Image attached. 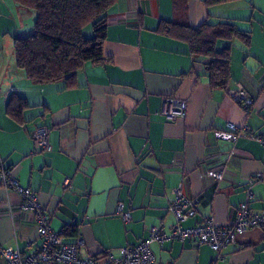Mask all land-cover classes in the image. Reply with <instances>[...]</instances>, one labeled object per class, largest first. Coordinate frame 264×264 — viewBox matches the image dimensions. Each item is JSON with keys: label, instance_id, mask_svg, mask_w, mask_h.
Listing matches in <instances>:
<instances>
[{"label": "crops", "instance_id": "1", "mask_svg": "<svg viewBox=\"0 0 264 264\" xmlns=\"http://www.w3.org/2000/svg\"><path fill=\"white\" fill-rule=\"evenodd\" d=\"M219 19L251 36L248 46L237 39L215 42L218 51L230 47L226 89L210 87L205 58L191 55L185 40L157 30L163 20L196 28ZM33 21L30 9L0 0V168L35 192L63 241L82 238L79 254L107 264L108 251L117 256L153 226L169 229L175 187L199 199L184 226L206 217L230 223L246 200L249 178L264 173V146L255 139L264 135V0L209 7L203 0H116L103 41L109 61L85 64L71 87L62 80L31 82L17 68L13 39L30 33ZM238 87L253 99L248 110L227 95ZM12 93L29 103L20 122L6 113ZM169 96L186 100L175 120L161 114ZM229 122L251 133L228 142L222 134ZM39 127L48 128L49 150H34L32 133ZM218 166L223 178L215 181L207 168ZM250 188L249 208L264 211V180ZM119 202L129 221L117 214ZM20 203L17 192L0 185V243L24 255L41 239ZM150 250L156 264H264V228L238 234L219 256L189 240L152 242ZM0 264H6L1 255Z\"/></svg>", "mask_w": 264, "mask_h": 264}, {"label": "trees", "instance_id": "2", "mask_svg": "<svg viewBox=\"0 0 264 264\" xmlns=\"http://www.w3.org/2000/svg\"><path fill=\"white\" fill-rule=\"evenodd\" d=\"M34 12L30 33L13 39L15 63L31 82L51 83L64 81L67 87L75 85V77L85 64H103L109 59L103 53L109 8L116 0H14ZM236 0H203L205 6ZM181 6L176 3L179 12ZM90 23L92 34L85 36L84 27ZM158 31L180 38L188 43L193 56H203L211 88L226 89L230 79V47L218 51L217 39L241 41L248 46L250 32L239 29L227 19L214 23L203 21L193 28L182 20L161 21ZM29 103L12 93L6 113L21 121ZM1 169V168H0Z\"/></svg>", "mask_w": 264, "mask_h": 264}, {"label": "built area", "instance_id": "3", "mask_svg": "<svg viewBox=\"0 0 264 264\" xmlns=\"http://www.w3.org/2000/svg\"><path fill=\"white\" fill-rule=\"evenodd\" d=\"M227 95L244 109L248 110L253 104V99L241 87L231 88ZM186 100L176 97H165L163 99L161 114L166 120H175L184 115ZM251 133L247 125H236L227 123L222 136L228 142H234L237 137ZM254 135V134H252ZM48 128L39 127L32 133L34 150H49ZM255 139L264 146V135H255ZM215 181L223 178L222 167L207 168ZM264 180V173H257L249 178V187L246 191V200L241 202L230 223L219 225L213 218L206 217L202 222L193 226H184L183 222L195 214V206L198 198H188L183 195L180 187L173 189L174 199L170 202L168 209L172 212L175 221L165 230L162 225L149 228L148 235L134 245H126L118 248V255L114 256L111 251L107 252V264H156L150 250L152 242H163L165 240H189L194 245L206 244L215 250L217 256L226 245L235 242L238 234L250 228H264V211L255 212L248 206L252 197L251 185L257 181ZM0 185L12 189L21 198L20 207L24 212H29L35 221L40 244L31 248L27 254L14 246H5L0 243V255L6 264H100L94 257H82L79 249L83 245L82 238H77L73 243H65L59 232L51 228L49 219L42 206L38 202L35 192L30 188L23 187L14 177L9 169H0ZM116 212L126 222L131 218L130 212L125 209L124 204L119 202ZM31 243H28L30 248Z\"/></svg>", "mask_w": 264, "mask_h": 264}, {"label": "rangeland", "instance_id": "4", "mask_svg": "<svg viewBox=\"0 0 264 264\" xmlns=\"http://www.w3.org/2000/svg\"><path fill=\"white\" fill-rule=\"evenodd\" d=\"M89 31L90 30V32L92 31V29H91V24L90 23H88L85 27H84V29H83V33H84V35L85 36H87V34H86V32L87 31Z\"/></svg>", "mask_w": 264, "mask_h": 264}]
</instances>
